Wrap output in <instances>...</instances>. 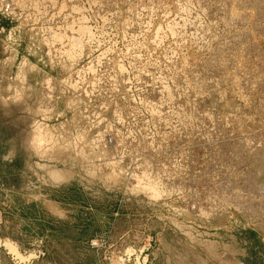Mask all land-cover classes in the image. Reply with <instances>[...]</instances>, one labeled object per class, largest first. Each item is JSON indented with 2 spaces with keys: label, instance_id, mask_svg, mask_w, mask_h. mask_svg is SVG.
<instances>
[{
  "label": "rangeland",
  "instance_id": "374dc122",
  "mask_svg": "<svg viewBox=\"0 0 264 264\" xmlns=\"http://www.w3.org/2000/svg\"><path fill=\"white\" fill-rule=\"evenodd\" d=\"M263 148L264 0H0V264H264Z\"/></svg>",
  "mask_w": 264,
  "mask_h": 264
},
{
  "label": "bare ground",
  "instance_id": "6f19581e",
  "mask_svg": "<svg viewBox=\"0 0 264 264\" xmlns=\"http://www.w3.org/2000/svg\"><path fill=\"white\" fill-rule=\"evenodd\" d=\"M8 9V8H7ZM262 148V147H261ZM264 149V148H263ZM236 152V151H235ZM256 152H253L251 156H257V154H255ZM259 156V155H258ZM256 158V157H255ZM257 161H259L261 163L260 165V169L259 172L261 171L262 173H264V157L262 159H260V156L258 158ZM234 162V161H233ZM211 168V167H210ZM209 168V170H210ZM213 168V166H212ZM208 170V171H209ZM257 172V171H256ZM261 173V174H262ZM248 175V174H247ZM250 175V174H249ZM256 175H250L248 178L246 176L245 179L243 180H239L240 182L238 183V188L235 189L233 186V183L228 181V179H223V181L221 180H217V187L216 189L219 190V195H218V204L215 207L214 211H224V209H226L227 207H229V205H234L235 209L240 210L241 212H243L245 215L251 216L250 214H252L253 209L259 208V206H264V202H262L261 198L264 195V181L261 182V184H258L255 181V177ZM231 179V178H230ZM234 181V180H233ZM184 183V182H183ZM189 183V182H188ZM235 183V182H234ZM186 184V183H185ZM188 186V185H187ZM237 186V185H235ZM185 188V187H184ZM245 189L246 192H253L252 194L250 193L249 195L243 194L241 189ZM202 194L204 193L203 190L201 189ZM155 191V190H154ZM157 192V191H156ZM194 192V191H193ZM202 194L200 195L202 197ZM262 195V197H260ZM208 196V195H207ZM215 196H216V192H215ZM210 197V196H209ZM212 197V196H211ZM210 197V198H211ZM217 197V196H216ZM209 199V198H208ZM214 199V196H213ZM211 200V199H210ZM212 201V200H211ZM264 201V199H263ZM192 202V201H191ZM213 202V201H212ZM209 203V200H208ZM262 203V204H261ZM197 204V202H196ZM210 204V203H209ZM213 204V203H212ZM193 207V206H192ZM204 207V205H203ZM206 208V207H205ZM264 208V207H263ZM200 209V208H199ZM201 210H203V208L201 207ZM208 211V210H207ZM205 216V215H204ZM12 250H15V248L11 247Z\"/></svg>",
  "mask_w": 264,
  "mask_h": 264
}]
</instances>
